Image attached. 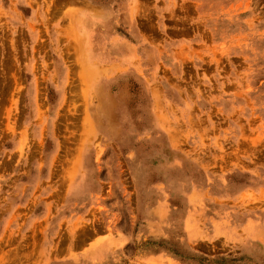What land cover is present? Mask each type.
<instances>
[{
	"label": "rangeland",
	"instance_id": "374dc122",
	"mask_svg": "<svg viewBox=\"0 0 264 264\" xmlns=\"http://www.w3.org/2000/svg\"><path fill=\"white\" fill-rule=\"evenodd\" d=\"M0 264H264V0H0Z\"/></svg>",
	"mask_w": 264,
	"mask_h": 264
},
{
	"label": "bare ground",
	"instance_id": "6f19581e",
	"mask_svg": "<svg viewBox=\"0 0 264 264\" xmlns=\"http://www.w3.org/2000/svg\"><path fill=\"white\" fill-rule=\"evenodd\" d=\"M248 197H245V199H247Z\"/></svg>",
	"mask_w": 264,
	"mask_h": 264
}]
</instances>
